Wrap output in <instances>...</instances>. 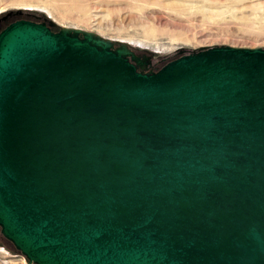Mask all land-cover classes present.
Masks as SVG:
<instances>
[{"label":"water","instance_id":"1","mask_svg":"<svg viewBox=\"0 0 264 264\" xmlns=\"http://www.w3.org/2000/svg\"><path fill=\"white\" fill-rule=\"evenodd\" d=\"M37 17L0 31L2 237L29 264H264V46L142 72Z\"/></svg>","mask_w":264,"mask_h":264},{"label":"rangeland","instance_id":"2","mask_svg":"<svg viewBox=\"0 0 264 264\" xmlns=\"http://www.w3.org/2000/svg\"><path fill=\"white\" fill-rule=\"evenodd\" d=\"M7 10L93 31L148 52L153 60L179 47L264 46V0H0V13ZM4 241L0 264H29Z\"/></svg>","mask_w":264,"mask_h":264},{"label":"flooded vegetation","instance_id":"3","mask_svg":"<svg viewBox=\"0 0 264 264\" xmlns=\"http://www.w3.org/2000/svg\"><path fill=\"white\" fill-rule=\"evenodd\" d=\"M18 19H28L34 21L41 20V18H38L37 15L33 13L18 11V10H7L5 12L0 13V31L10 22ZM134 51L139 60L138 62L134 61L137 66L136 68L137 70L142 72L155 70L164 62V59H168L174 56V54H172L171 56L158 57L157 59L153 60V56L148 52L137 49H135ZM148 56L151 57L148 58ZM128 58L130 59L129 56Z\"/></svg>","mask_w":264,"mask_h":264},{"label":"trees","instance_id":"4","mask_svg":"<svg viewBox=\"0 0 264 264\" xmlns=\"http://www.w3.org/2000/svg\"><path fill=\"white\" fill-rule=\"evenodd\" d=\"M57 28H58V27H56V26L52 27L53 30H56ZM0 239H2V240L4 241L3 237L1 236V234H0ZM5 241H6V240H5ZM5 241H4V242H5ZM6 242H7V241H6ZM13 250H15V249L13 248ZM15 251H16V250H15ZM17 252H18V251H17Z\"/></svg>","mask_w":264,"mask_h":264}]
</instances>
